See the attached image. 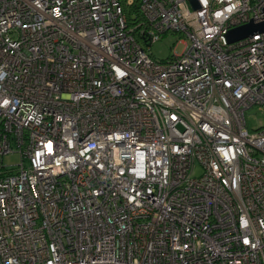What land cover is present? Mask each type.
<instances>
[{
  "label": "built area",
  "instance_id": "2783aa9c",
  "mask_svg": "<svg viewBox=\"0 0 264 264\" xmlns=\"http://www.w3.org/2000/svg\"><path fill=\"white\" fill-rule=\"evenodd\" d=\"M196 2L0 0V264H264V0Z\"/></svg>",
  "mask_w": 264,
  "mask_h": 264
},
{
  "label": "rangeland",
  "instance_id": "374dc122",
  "mask_svg": "<svg viewBox=\"0 0 264 264\" xmlns=\"http://www.w3.org/2000/svg\"><path fill=\"white\" fill-rule=\"evenodd\" d=\"M182 38L183 36L178 33H166L153 42L147 51L155 58L163 60L171 56L174 51H180L183 48L184 44L178 42ZM246 122L249 129H255L264 124V109L260 110L257 107L249 109L246 112ZM1 159L3 165L13 168V170H15L16 164L19 163V159L13 153L4 155ZM195 172L199 173L200 169L197 168Z\"/></svg>",
  "mask_w": 264,
  "mask_h": 264
},
{
  "label": "water",
  "instance_id": "95a60500",
  "mask_svg": "<svg viewBox=\"0 0 264 264\" xmlns=\"http://www.w3.org/2000/svg\"><path fill=\"white\" fill-rule=\"evenodd\" d=\"M190 1L195 7H198L196 0ZM256 32H264V22L254 23L250 21L247 24L230 29L227 34V39L229 42H233L251 36Z\"/></svg>",
  "mask_w": 264,
  "mask_h": 264
},
{
  "label": "trees",
  "instance_id": "16d2710c",
  "mask_svg": "<svg viewBox=\"0 0 264 264\" xmlns=\"http://www.w3.org/2000/svg\"><path fill=\"white\" fill-rule=\"evenodd\" d=\"M137 6H136V3H135V5L132 7V10H134V11H136L137 12ZM126 11H127V9H125ZM129 14V13H128Z\"/></svg>",
  "mask_w": 264,
  "mask_h": 264
}]
</instances>
